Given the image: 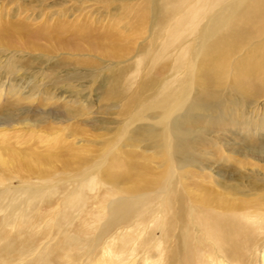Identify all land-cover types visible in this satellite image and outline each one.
<instances>
[{
	"label": "rangeland",
	"instance_id": "obj_1",
	"mask_svg": "<svg viewBox=\"0 0 264 264\" xmlns=\"http://www.w3.org/2000/svg\"><path fill=\"white\" fill-rule=\"evenodd\" d=\"M190 1L195 4L201 0ZM164 4L167 0H0V117H12L11 122L0 123V151L5 157L13 153L18 154L17 159L28 158L25 165L8 160L0 166V264H24L30 257L23 254H40L33 264H42L49 254L57 257L91 251L98 256L86 264H98L106 234L97 240L98 246H93V242L101 235L106 217L83 223L80 211L84 204L89 205L86 201L93 193L89 190L83 195L76 193L73 181H81L82 177L77 176L83 169L95 171L107 147L114 149L111 163L99 175L111 170L113 162L114 172L123 171L125 164L133 162L136 164V168H131L133 179L121 187L157 189L160 185L165 170L160 159L165 156L162 148L149 145L144 133L138 134L139 143L121 137L126 117L137 113L143 104L152 103L158 89L174 76L177 59L184 57L168 55L157 61L163 43L174 40L166 38L162 26V22L170 21L173 25L176 21V18L163 19L168 15L167 9H160ZM260 30L264 31V26ZM258 31L259 28L254 41L264 40V35L258 37L263 31ZM189 34L185 33V38ZM246 49L231 59H243L248 54ZM144 55L145 61L140 62ZM244 63L251 64L247 60ZM148 79L154 82L142 88ZM113 80L118 82L108 91ZM257 80L264 81V73L258 72ZM129 101L132 104L126 107ZM245 109L246 115L254 120L250 128L264 122V87L258 101ZM244 110H236L234 117L241 118ZM246 124L243 118V125ZM221 125L225 127L223 122ZM227 125L229 130L222 128L221 133L205 136L206 129L194 137L197 144H203L204 154H200L197 164L204 168L193 173L181 170L184 185L178 195H181L179 205L172 207L173 230L168 232L165 210L162 218L152 216V221L142 224L139 232L143 246L131 250L133 264H144L147 254L148 264H182L181 259L186 264L195 254V245L191 235L184 240L182 230L193 222L188 215L187 224L177 225L178 214L181 211V216H185L192 205L202 209L205 202L199 198L209 189L232 192L235 191L232 186L238 184L246 190L247 199L264 206V125L260 130L257 127L250 131L246 128L239 131L235 123ZM155 128L153 132L158 137L156 131L161 129ZM252 150L260 154L253 155ZM43 154L50 156L49 164L32 163ZM43 173L49 174L47 178L60 189L66 187L59 196L62 206L70 212L69 218L62 220L55 204H31L46 197V188L40 183ZM82 196L83 205L77 198ZM229 196L238 195L233 192ZM72 201L78 202L72 205ZM56 213L55 226L48 227L46 219ZM96 213L94 210L88 214ZM85 217L88 218L86 214ZM259 222L248 218L242 222L248 229L246 236H254L252 246H258L256 253L247 252L251 263L264 250V232ZM189 227L195 232L193 225ZM19 256L25 259L20 261ZM66 259L58 264H65Z\"/></svg>",
	"mask_w": 264,
	"mask_h": 264
},
{
	"label": "bare ground",
	"instance_id": "obj_2",
	"mask_svg": "<svg viewBox=\"0 0 264 264\" xmlns=\"http://www.w3.org/2000/svg\"><path fill=\"white\" fill-rule=\"evenodd\" d=\"M189 1L183 0L180 3L176 0H167V4L160 7L161 10L165 8L168 12L164 20L176 18V21L173 25L170 21L162 22L163 29L167 32L166 38L174 37V40L173 43H163L162 51L156 56L157 61L168 58V55L182 54L184 57L181 60L177 59L179 62H175L177 68L175 66L174 76L158 89V94L152 103L143 104L137 113L126 117L121 137L124 141L139 143L138 134L144 133L149 145L162 148L160 149L165 156H160V159L164 161L162 162L165 170L160 185L157 189L121 187L127 185L128 179H133H131L132 169L136 168L133 162L125 164L123 171L114 172L112 161L111 170L99 175L98 172L103 171L105 165L111 161V154L114 152L112 147H107L103 154L104 158L96 163L98 166L95 171L83 169L84 171H80L77 176L80 179L82 177L81 181L79 183L73 181V184L77 185L76 193L83 195L86 190L93 193V196L86 201H89V205L84 204L83 196L77 197L82 201V205L84 204L79 215H82L83 223H94L96 217L101 219L106 217L102 224L101 235L98 234L95 238L96 242H93V246H98L97 240L106 234L98 264H133L135 260L131 258V250L143 246L140 226L149 220L152 221L150 219L152 216L162 218L164 210L166 211L164 221L167 219L169 224L168 232L173 230L175 217L172 207L179 205L181 195H178L181 194V187L184 185V175L181 170L193 173L197 168H204L202 164H197L200 154H204L202 152L204 149H201L203 144H197L195 140L199 137V133L207 129L203 134L206 136L209 133L220 132L222 128L229 130L227 123H235L239 131L244 128L250 131L257 127L260 130L264 125L262 121L263 123L260 122L250 128L254 120L246 115L247 110H244L248 104L258 101L264 87V81L257 80L258 72L264 73V40L254 41L257 35L256 29L259 28L258 32H260L261 26H264V0H201L195 1V4L192 1L189 4ZM182 6L187 8L183 9ZM187 32L190 33V38L186 40L189 37L185 38ZM262 35L264 31L258 37H263ZM246 47L247 56L242 57L243 59H231ZM146 57L147 55L142 56L140 62L145 61ZM245 60L251 64L244 63ZM13 66L11 65L12 70ZM146 70L145 68V72ZM118 75L121 77L120 74ZM117 82L118 80H113L108 91H111V87ZM152 82L154 81L148 79L147 84L142 88L148 87ZM131 104L132 101H129L126 107ZM227 107L230 108L229 113ZM238 109L244 110L240 115L241 118L234 117ZM243 118L247 123L245 126ZM11 119L9 115L3 119L0 117V123H9ZM222 122L225 127L221 125ZM155 127L161 129L156 131L158 137L153 132L156 130ZM211 143L217 145L213 142L207 144ZM251 153L260 154L256 150H252ZM17 155L11 153L5 157L0 151V166L8 160L27 164L25 162L28 160L27 157L17 159ZM49 159V155H38L32 163L49 164ZM47 177H50L49 174L43 173L40 179L41 185L46 188L44 193L46 197L41 200L35 199L31 204L37 203L41 206L55 204L59 214H54L56 217L49 215L50 217L46 219V225L54 227L58 215L62 214L61 218L63 217L64 220L69 218L70 212L62 206L63 202L59 196V192L66 187L60 189L51 178ZM216 183L220 182L216 180ZM0 184L2 185V179ZM232 188L235 191L209 189L199 198L205 202L202 209L197 210L192 205L187 209L185 216H181V211L178 214L180 218L177 225L187 224L186 218L189 215V221L193 222L190 225H193L195 230L192 232L190 225H184L185 229L182 230L184 240L191 235L195 245V254L188 258L186 264H264L262 249L259 259L251 263L247 252L256 253L258 246L257 244L252 246L255 243L254 236L247 237L248 229L242 225L247 218L260 221L259 227L264 232V206L247 199L246 190L242 186L236 184ZM7 191L11 192V190ZM233 192L238 196L231 198L229 194ZM0 194H2L1 190ZM77 202L72 201L71 204ZM89 210L91 212L97 210V213L92 216L88 214ZM85 214L91 220L88 221ZM116 225H119L117 231ZM62 235L64 234H60V237ZM62 237L65 239L64 236ZM110 239L114 243H108ZM23 255L30 257L24 264H33L40 254ZM97 256L98 254H92V251L89 254H59L57 257L49 254L42 264H58L64 262L66 258L65 264H86ZM18 259L22 261L25 258L19 256ZM149 260L150 256L147 254L144 264H148ZM181 262L183 264L182 259Z\"/></svg>",
	"mask_w": 264,
	"mask_h": 264
}]
</instances>
